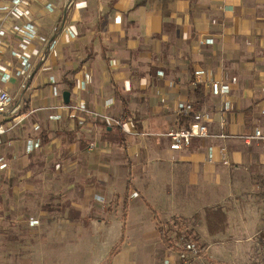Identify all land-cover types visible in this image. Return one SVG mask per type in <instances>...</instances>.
I'll list each match as a JSON object with an SVG mask.
<instances>
[{
  "label": "crops",
  "instance_id": "obj_1",
  "mask_svg": "<svg viewBox=\"0 0 264 264\" xmlns=\"http://www.w3.org/2000/svg\"><path fill=\"white\" fill-rule=\"evenodd\" d=\"M45 1L55 12L47 13L40 0L30 6L31 19L40 33L56 39L55 49L47 53L32 42L30 73L0 83L14 96L21 116L0 147L6 171L17 178L0 183V220L9 221L10 230L25 223L28 234H38L34 252L64 250L68 237L79 236L98 252L97 264L106 262L111 250L116 253L110 264H131L137 246L152 253L143 264H155L167 249L158 229L171 230L175 214H198V240L209 257L235 262L231 252L250 247L261 231L260 219L251 216L231 222L225 206L264 192V155L240 139L264 127V0ZM17 22L0 15L8 32ZM65 27L74 39L62 33ZM208 39L213 43L205 44ZM15 65L8 51L0 56V68ZM197 69L205 75L195 86ZM84 74L89 83L81 91L77 83ZM211 81L227 84L229 94L214 97ZM64 92L70 95L68 104ZM194 102L209 114L210 132L230 138L193 139L189 147L173 151L164 134L178 128V105ZM74 105L108 114L120 128L106 132ZM52 115L60 119L50 120ZM34 138L41 140L40 148L26 154L25 141ZM217 209L224 220L208 225L206 210ZM213 248L224 257L211 254ZM48 251L32 263L50 264Z\"/></svg>",
  "mask_w": 264,
  "mask_h": 264
},
{
  "label": "built area",
  "instance_id": "obj_2",
  "mask_svg": "<svg viewBox=\"0 0 264 264\" xmlns=\"http://www.w3.org/2000/svg\"><path fill=\"white\" fill-rule=\"evenodd\" d=\"M40 0H0V15L3 17H13L18 22L13 24L10 31L8 32L5 28L0 26V56L9 52L10 57L16 61V65L12 70L0 68V83H7L13 78H22L30 73L31 58L28 54V49L32 42L37 41L44 45L47 53H51L57 44L56 39H51L48 36L40 33L34 23L32 22V11L30 6L38 3ZM44 10L51 14L55 12V7L51 2L43 0ZM62 33L67 35L70 39H74V33L68 29L63 28ZM205 44H212L211 39L205 40ZM205 75V71L197 69L194 71L193 85L197 86L202 83V78ZM50 83L54 84L55 80L53 77L50 79ZM89 83V76L84 74L78 81L77 87L81 91L87 89ZM209 89L214 97L223 98L229 94L230 88L227 84L221 82L211 81ZM56 94V91H54ZM112 104V100L106 101V107ZM59 108H65L61 106ZM71 108L78 110L79 112L89 116L90 118L104 122L107 125L120 126V122L114 120L108 114H101L95 111H89L84 105L71 106ZM230 106L228 103L224 104V110L228 111ZM178 110L182 115L190 114L193 111V106L189 103H181L178 105ZM20 106L17 104L14 96H12L8 90L4 89L0 85V147L5 144L8 133L16 126L20 121ZM264 114V111H262ZM50 120H58L60 116L52 115L49 117ZM211 118L206 112H197L192 115V121L188 127L170 129L164 137L169 140V148L173 151H180L183 148L189 147L193 139H208L217 137L225 140L230 138V135L221 131L219 134L213 135L209 130ZM221 130L225 127V119H221L220 122ZM40 127L35 126L34 131H39ZM242 143L246 146L255 145L259 147L261 153L264 155V127L254 128L250 134L242 135L240 137ZM41 146V140L39 138L27 139L25 141V152L30 154L34 150L39 149ZM95 143H91L89 148L92 149ZM8 169V160L5 156L0 155V172H4ZM136 197L137 194L132 195ZM98 201L103 199L100 196L94 197ZM37 221H31L30 225H36ZM175 245L180 249H168L171 251L169 256H165L161 264H218L212 260L206 253V249L202 248L199 244L193 241L178 240ZM179 252L178 255L175 252ZM173 252V254H172Z\"/></svg>",
  "mask_w": 264,
  "mask_h": 264
},
{
  "label": "rangeland",
  "instance_id": "obj_3",
  "mask_svg": "<svg viewBox=\"0 0 264 264\" xmlns=\"http://www.w3.org/2000/svg\"><path fill=\"white\" fill-rule=\"evenodd\" d=\"M17 178L13 176L11 171L0 172V183L9 184L12 181H16ZM249 191V189H248ZM258 191V190H257ZM261 191V189L259 190ZM264 193V192H263ZM263 193H260L258 199H256L253 195L254 193L249 194V199L247 196H243L242 198L239 196L238 201L244 204L238 205H227L225 206L226 210L230 212L228 216H230V221L239 222L240 219H244L246 217L256 218V220L260 219V233L250 240V247L247 246L235 248L233 252H231L230 256L235 261L232 263H221L216 262L218 264H264V196ZM7 196L10 197L8 193ZM251 196V197H250ZM253 196V198H252ZM258 196V194H256ZM259 201L258 204H248V201ZM248 202V203H246ZM217 206L213 205L209 209H215ZM39 207H36V211H38ZM25 214V213H24ZM22 214V217L24 216ZM176 215V214H175ZM172 218L171 222L176 226V230L179 229L180 232L186 235L187 233L191 234V237H194L199 241L201 245H203V241L198 240L200 236L197 233V228L199 225V220L197 215H180L179 217ZM203 216V212L200 213ZM227 216V219L229 217ZM13 217V216H12ZM14 217L9 218V220L15 219ZM22 219H28L27 216H24ZM18 222V220L16 221ZM176 223V224H175ZM202 223V221H201ZM23 224L19 223L14 224V229L10 230L9 221L0 220V264H33L32 262L40 259L43 256V252L48 251L50 253V264H97L98 261V252L92 249V246L82 243L83 237L77 236L76 238H67V244H69L66 249L57 251V247H51L50 249H46L45 247H40V251L37 252L32 246L35 241L39 239L38 234H28ZM169 224V223H168ZM171 224V223H170ZM172 226V225H171ZM174 228V227H173ZM169 230L170 232L173 230ZM3 231H7V233H3ZM31 240L30 244L28 243ZM77 245H72L76 244ZM32 246V247H30ZM205 248V246L203 245ZM31 248V249H30ZM139 249L135 253H131L132 262L131 264H143L146 261H151L152 253L142 252V249H145V246H137ZM45 249V250H43ZM29 250H32L31 252ZM147 250V249H146ZM171 251L166 249L165 252L159 255V257H155V264H161L165 256H169L171 253L167 252ZM177 256L179 257L177 251H175ZM148 253V254H147ZM217 258L224 257V253L220 254V252L213 248L210 252ZM173 254V252H172ZM208 256L209 254L206 253ZM128 255V254H127ZM36 258V259H35ZM152 263V262H151ZM101 264H105L101 263ZM147 264V263H145Z\"/></svg>",
  "mask_w": 264,
  "mask_h": 264
},
{
  "label": "trees",
  "instance_id": "obj_4",
  "mask_svg": "<svg viewBox=\"0 0 264 264\" xmlns=\"http://www.w3.org/2000/svg\"><path fill=\"white\" fill-rule=\"evenodd\" d=\"M195 94H196L195 95V98L196 99H198V100H202L203 99L202 96L199 94V91L198 90H195ZM196 104H197L196 102L193 103V105H194L193 106V111L190 114L180 116V118L178 119V123H177V127L178 128L188 127L190 125L191 121H192V115L194 113L201 112V111H199L200 110V107L195 106ZM132 121H133V124L135 126V129L138 132H140L142 130V127L139 124L138 119H133ZM101 126L104 129V131H106V132H107V130H108L109 127L112 128V129L114 127L120 128V126L107 125L104 122H101ZM125 210H126V207H124L123 214H124ZM74 213H76V212H74ZM206 217H207V223H208V225H211L210 224V223H212L211 221H214V222L218 221L219 219H217V218H220V217L222 218V220H224L223 219L224 215L218 209L217 210H206ZM124 218H125V214L123 215V219ZM171 227L172 228L174 227L173 230L171 232H169V230H168L166 233L161 228L158 229L160 239L163 242V244L166 246L167 249L180 250L175 245V243L178 240L193 241V242H196L197 244H199L202 248H204L203 245H201L197 241L196 238L191 237V234L190 233H187L186 235H184L183 233H185V232H180L179 229L176 230V226H174V223L172 224ZM115 253H116L115 250H111V252L108 254V257H107V260H106L105 264H110L111 258L113 257V255Z\"/></svg>",
  "mask_w": 264,
  "mask_h": 264
},
{
  "label": "water",
  "instance_id": "obj_5",
  "mask_svg": "<svg viewBox=\"0 0 264 264\" xmlns=\"http://www.w3.org/2000/svg\"><path fill=\"white\" fill-rule=\"evenodd\" d=\"M69 93L68 92H64L62 97H63V101L65 104H68L69 103Z\"/></svg>",
  "mask_w": 264,
  "mask_h": 264
}]
</instances>
